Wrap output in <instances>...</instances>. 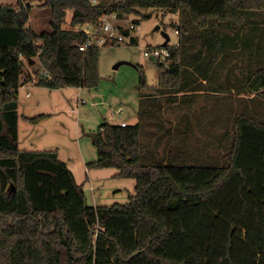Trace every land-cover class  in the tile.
Segmentation results:
<instances>
[{
    "label": "trees",
    "instance_id": "trees-1",
    "mask_svg": "<svg viewBox=\"0 0 264 264\" xmlns=\"http://www.w3.org/2000/svg\"><path fill=\"white\" fill-rule=\"evenodd\" d=\"M42 7L51 11L52 32L38 35L29 27L32 6L0 5V264H264V59L247 58L236 85L238 95L254 96L253 113L209 125L192 114L207 89L200 79H213L226 54L245 50L228 34H248L246 15L264 13V0H46ZM147 10L178 14L180 43L166 46L169 66L158 64L157 86L138 67L140 88L151 92L141 93L138 122H106L91 135L98 160L88 168L118 170L135 181V195L125 205L90 206L58 150L19 148V90L33 80L25 61L50 73L39 87L97 88L100 47L80 51L82 27ZM68 11L71 29L63 27ZM179 95L187 114L172 133L164 103ZM215 125L225 131L205 139ZM167 136L171 149L161 151Z\"/></svg>",
    "mask_w": 264,
    "mask_h": 264
},
{
    "label": "rangeland",
    "instance_id": "rangeland-1",
    "mask_svg": "<svg viewBox=\"0 0 264 264\" xmlns=\"http://www.w3.org/2000/svg\"><path fill=\"white\" fill-rule=\"evenodd\" d=\"M45 1L22 0L24 5L32 6L29 27L38 35L52 32L51 11L42 7ZM19 2L20 0H0V5L16 6ZM253 13L256 14L246 15L245 29H248V34L244 36V31H240V28H235L228 34L231 39L240 36L239 39L244 43L245 50L240 54L225 52L228 54L221 59L219 67L230 68L237 65L247 68L248 63L245 64L247 58L259 60L262 64L264 13ZM72 15V11L67 12L63 23L65 29L72 28ZM147 15L150 16L149 19L144 18ZM179 18L178 14L168 11L147 10L142 11L140 15L134 14L122 19L120 24L124 27H128L130 22L137 24V29L131 33L136 42L100 47L101 80L97 88L69 87L50 90L33 86L29 90L22 88L19 91V148L29 151L58 150L61 160L74 167L76 179L83 187L87 204L90 206L125 205L130 202V197L135 195V181L118 178L116 176L118 170L88 168L89 164L98 160V151L91 135L97 133L100 126L106 122L112 125H121L122 122L132 125L138 122L141 93H151L149 90L140 88L138 67L144 69L149 87L158 85V64L154 62V59L145 56V52L150 49L167 50L164 46L167 41L163 33L169 36L167 46H178L180 34L176 26L179 24ZM26 62L31 61L26 60ZM36 67L33 69L38 70L37 72L42 70L40 63ZM27 93H30V97H27ZM178 98V102L167 99L164 103L166 127L171 131L175 127L177 117L187 114L186 109L183 108L185 104L181 102V95ZM195 101L192 114L202 116L205 113L203 108L206 109L204 104L210 105L211 102L208 103L202 99H195ZM44 114L50 117L39 125L30 124L25 120V118H35ZM223 132L224 130L212 132L205 135V139L211 140L212 136L218 137ZM168 136L160 146L161 151H165V148L171 149L172 143L169 142ZM198 136L202 137L200 133ZM145 139L148 137L146 136ZM224 149L217 148L220 154H223ZM212 152L215 151H210ZM215 156L219 157V155Z\"/></svg>",
    "mask_w": 264,
    "mask_h": 264
},
{
    "label": "crops",
    "instance_id": "crops-1",
    "mask_svg": "<svg viewBox=\"0 0 264 264\" xmlns=\"http://www.w3.org/2000/svg\"><path fill=\"white\" fill-rule=\"evenodd\" d=\"M30 61L31 62L25 61V63L28 66L29 70L32 72L34 77L37 74L36 72L38 70L33 68L38 66V62L37 60H30ZM247 71L248 70L245 69L243 66L238 67L236 65L234 67L231 66L230 68H223L222 70L219 71L218 75L215 76L213 79H210V77H205V78L202 77L200 81L207 89L199 91L197 95H201L202 97L201 99L203 101L208 103L211 102V104L210 105L204 104V107H206V109L203 108L205 113H203L202 117L197 116L196 114L194 115V117H196L198 120L200 119L199 117H201L200 121L204 125H209L212 122L213 118H220L221 120L220 122L226 124V123H231L233 119H236L237 117L246 114V112H250V114L253 113V108H252L253 104H251L250 102L252 101L254 96L246 93L245 94L242 93L241 95H238L239 90L236 87L238 81H242L244 79ZM33 86H37V85L35 83L30 82L24 85V88L26 90H29ZM21 89L22 88H20V90ZM221 90H223V93ZM27 97H30V93H27ZM259 103L261 102L259 101L258 104ZM259 110L258 112L262 114V107H259ZM197 119H195L196 122ZM219 130L225 131V127L224 126L220 127L215 125L210 131L212 133V132H217ZM25 151H29V150H25ZM68 166L73 172L76 179L74 167L69 164ZM76 182L77 184H79L77 179Z\"/></svg>",
    "mask_w": 264,
    "mask_h": 264
},
{
    "label": "built area",
    "instance_id": "built-area-1",
    "mask_svg": "<svg viewBox=\"0 0 264 264\" xmlns=\"http://www.w3.org/2000/svg\"><path fill=\"white\" fill-rule=\"evenodd\" d=\"M101 1L103 0H93V3L97 4ZM99 22V25L86 24L82 27L87 39L83 44H78L80 51L84 52L93 47L107 45L119 46L125 43H131L134 38L131 33L137 29L135 22H130L128 27L121 25L120 22L122 20L116 14H105L100 18ZM122 29L128 30V34H124ZM145 56L154 59V62L157 64L162 63L166 67L169 66L170 54L167 50L150 49L145 52ZM40 76L50 77V73L46 70H41L33 77L32 83L37 84ZM121 125L126 126L127 123L122 122Z\"/></svg>",
    "mask_w": 264,
    "mask_h": 264
},
{
    "label": "water",
    "instance_id": "water-1",
    "mask_svg": "<svg viewBox=\"0 0 264 264\" xmlns=\"http://www.w3.org/2000/svg\"><path fill=\"white\" fill-rule=\"evenodd\" d=\"M163 35H164V37L166 38V41H167L164 46H167V43L169 41V36L167 34H165V33H163Z\"/></svg>",
    "mask_w": 264,
    "mask_h": 264
}]
</instances>
